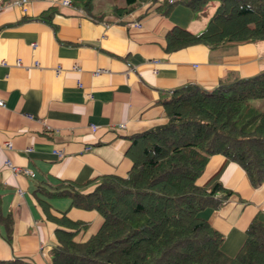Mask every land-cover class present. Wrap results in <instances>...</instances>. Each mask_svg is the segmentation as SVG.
<instances>
[{"label": "crops", "instance_id": "0c3cea01", "mask_svg": "<svg viewBox=\"0 0 264 264\" xmlns=\"http://www.w3.org/2000/svg\"><path fill=\"white\" fill-rule=\"evenodd\" d=\"M10 1L0 10V97L5 101L0 107V193L13 229L8 242L0 224V260L52 264L57 223L39 200V185L126 176L137 160L130 150L132 137L167 120L163 100L186 83L210 89L259 73L264 40L167 50L170 28L201 31L211 11L196 17L189 6L176 3L163 13L165 0H138L124 14L113 7L126 0H93L89 12L62 0ZM52 7L57 11L49 23L41 14ZM55 149L63 156L58 158ZM6 160L34 174H14ZM215 180L232 193L220 207L201 214L224 235L223 251L235 255L250 222H264V180L254 186L245 169L221 153L209 158L197 182L208 186ZM94 187L95 181L82 190ZM48 201L51 212L66 210L69 217L89 222L78 240L96 233L103 221L97 210L71 205L70 197Z\"/></svg>", "mask_w": 264, "mask_h": 264}, {"label": "trees", "instance_id": "16d2710c", "mask_svg": "<svg viewBox=\"0 0 264 264\" xmlns=\"http://www.w3.org/2000/svg\"><path fill=\"white\" fill-rule=\"evenodd\" d=\"M89 12L93 0H69ZM206 26L198 32L175 25L166 32V49L205 43L211 47L264 40V0H218ZM138 0L114 5L116 13L131 12ZM163 13L176 3L189 6L196 17L212 0H165ZM57 11L41 14L49 23ZM264 99V70L214 88L196 83L177 87L163 100L166 122L132 137L137 156L126 176L106 174L79 184L39 185V200L57 223L52 264H264V222L254 218L235 255L222 249L224 235L201 212L218 208L232 190L215 180L208 186L197 180L213 154L239 163L254 186L264 180V108L252 100ZM95 181L93 190L82 188ZM70 197L71 205L95 209L103 217L96 233L86 240L75 235L89 222L69 217L66 210L51 212L48 198ZM0 224L11 241L12 213ZM0 264H35L14 258Z\"/></svg>", "mask_w": 264, "mask_h": 264}, {"label": "built area", "instance_id": "2783aa9c", "mask_svg": "<svg viewBox=\"0 0 264 264\" xmlns=\"http://www.w3.org/2000/svg\"><path fill=\"white\" fill-rule=\"evenodd\" d=\"M23 1V0H21ZM172 1V0H170ZM19 2V1H17ZM63 4H66V5H70V1L69 0H62ZM20 3V2H19ZM12 4V2L9 0L7 2H4L3 0H0V10L5 8V7H8ZM82 11V10H80ZM133 25H136V26H140L141 23L140 22H133L132 23ZM19 62V60H18ZM155 62L157 63L158 60H155ZM75 69H80L79 66L77 64L74 65ZM62 69L60 67L57 68V72H60ZM100 71H102L101 69H98L96 73H100ZM80 85H82L80 83ZM5 105V101L2 97H0V107H3ZM93 129H96L97 128V125H91ZM11 143L8 142L7 143V146L8 147H11ZM31 147H28L27 150H30ZM56 154H57V157H62L63 156V152L61 150H58V149H55L54 151ZM5 165L9 166L10 170L12 171V173L16 174V173H20V172H24V173H27V174H30V175H33V170L30 169L28 166H21V165H15L13 163H11L9 160H6L5 161Z\"/></svg>", "mask_w": 264, "mask_h": 264}, {"label": "rangeland", "instance_id": "374dc122", "mask_svg": "<svg viewBox=\"0 0 264 264\" xmlns=\"http://www.w3.org/2000/svg\"><path fill=\"white\" fill-rule=\"evenodd\" d=\"M219 3V1L218 0H212V6L210 7V11H211V14L214 12V10H215V8H216V6H217V4ZM252 102L255 104V105H257V106H259V107H261V108H264V99H256V100H252ZM79 233H77L76 235H75V237L76 238H79Z\"/></svg>", "mask_w": 264, "mask_h": 264}]
</instances>
